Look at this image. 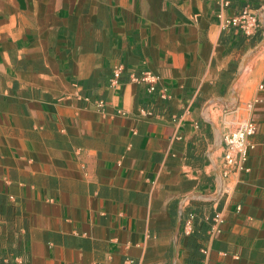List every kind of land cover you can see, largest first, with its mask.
Returning <instances> with one entry per match:
<instances>
[{
    "label": "crops",
    "instance_id": "obj_1",
    "mask_svg": "<svg viewBox=\"0 0 264 264\" xmlns=\"http://www.w3.org/2000/svg\"><path fill=\"white\" fill-rule=\"evenodd\" d=\"M244 11L264 0H0V264H264V21L223 30ZM188 211L199 238L224 221L207 255Z\"/></svg>",
    "mask_w": 264,
    "mask_h": 264
},
{
    "label": "built area",
    "instance_id": "obj_2",
    "mask_svg": "<svg viewBox=\"0 0 264 264\" xmlns=\"http://www.w3.org/2000/svg\"><path fill=\"white\" fill-rule=\"evenodd\" d=\"M230 27H238L246 35L251 36L260 29V22L255 14L249 11H244L241 16L226 20L223 25V30H228ZM125 72L123 65L117 66L112 73L110 80L111 87L118 88L121 86V80ZM135 81L144 85L150 95L158 92L160 78L152 72H145L140 77H136ZM161 98L167 99V91L161 90ZM104 106L100 102L99 108ZM258 134V126L251 118L244 120L239 127L234 131H229L223 136V176L229 178L233 173H248L250 172L249 161L252 153L256 150L255 137ZM190 202L185 200L182 208L187 211L190 208ZM197 216L194 212H187V218L182 224V231L186 237H191L195 234V221ZM212 229L209 232V239H214L220 232V227L224 223L223 219L216 215L212 220ZM203 254L207 255L208 250L203 249Z\"/></svg>",
    "mask_w": 264,
    "mask_h": 264
},
{
    "label": "trees",
    "instance_id": "obj_3",
    "mask_svg": "<svg viewBox=\"0 0 264 264\" xmlns=\"http://www.w3.org/2000/svg\"><path fill=\"white\" fill-rule=\"evenodd\" d=\"M242 14H240V15H238V16H236V17H239V16H241ZM235 28H237V29H240V28H238V27H230L228 30H231V29H235ZM243 35H245V34H243ZM212 221H211V224H210V226L208 227V230H207V237H206V239H204V238H199V235H197V233H195L193 236H191L190 237V239H192V240H197L198 242H200V248H202V249H204L205 247H204V244H201L202 242L203 243H205V242H207V241H209V232L211 231V229H212Z\"/></svg>",
    "mask_w": 264,
    "mask_h": 264
},
{
    "label": "rangeland",
    "instance_id": "obj_4",
    "mask_svg": "<svg viewBox=\"0 0 264 264\" xmlns=\"http://www.w3.org/2000/svg\"><path fill=\"white\" fill-rule=\"evenodd\" d=\"M257 16V15H256ZM257 18H258V20H259V22H260V28H261V26H262V22L264 21L263 20V18H262V20L257 16Z\"/></svg>",
    "mask_w": 264,
    "mask_h": 264
}]
</instances>
